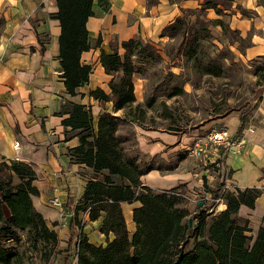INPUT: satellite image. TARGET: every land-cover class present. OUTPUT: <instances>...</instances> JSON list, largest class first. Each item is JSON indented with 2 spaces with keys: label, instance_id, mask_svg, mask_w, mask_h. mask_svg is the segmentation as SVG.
<instances>
[{
  "label": "trees",
  "instance_id": "obj_1",
  "mask_svg": "<svg viewBox=\"0 0 264 264\" xmlns=\"http://www.w3.org/2000/svg\"><path fill=\"white\" fill-rule=\"evenodd\" d=\"M230 2L200 0L198 7H180V13L159 32L160 36L176 38L174 43L162 47L167 56L164 66L181 57L198 74L225 73L228 65L224 58L228 57L230 63L233 60L227 47L221 56L209 55L206 48L212 40L209 24H219L226 43H236L238 50L248 41L221 18H205L203 11L210 8L215 14H222ZM55 4L52 16L58 19L60 27L58 57L62 83L64 90L73 95L76 88L87 81L90 72V65L80 61V53L90 47L85 21L93 12L92 0H55ZM3 24L0 16V27ZM98 42L97 37L95 44ZM109 47L110 50L101 49L98 54L104 72L110 76L109 91L94 87L89 94L102 101L109 100L110 109L104 108L94 117L84 103L66 100L58 110L59 114H66L60 119L64 132L72 131L77 136V143L68 148L70 160L89 169L82 193L68 208L67 257L72 250L76 264H264V206L263 221L254 237L246 232L247 219L237 214L239 204L253 206L260 193L258 188L229 190L216 185L210 188L211 197L220 195L225 207L209 213L202 202L190 213L185 205L187 196L180 195L184 192L182 184L156 188L141 183L140 175L150 169L160 172L174 169L186 151L177 150L169 154L167 160L158 152H142L134 137V125L143 127L146 109L156 100L155 91L164 88L161 84L165 85L166 97L181 94L184 89L177 81L180 75L175 82L166 85L164 74L170 78L171 73L164 72L143 104H133L132 76L145 74L150 66L160 64L163 57L154 44L139 36L122 39L118 44L110 43ZM248 63L256 81L264 82V54L249 58ZM263 93L259 92L251 104L225 106L214 111L210 118L239 109L242 120L251 113ZM161 105V115L168 121L165 129L176 134L183 131L177 117L164 102ZM119 109L120 114L113 113ZM125 124L129 125V131H120ZM34 178L35 173L28 163L18 159L0 160V264L20 262L22 257L16 244L21 238L30 253H38L43 258L56 250V232L32 204L31 195L38 193ZM134 201H137L131 209L134 227L129 231L120 204ZM79 211H86L89 220L99 218L97 226L105 236L103 243L88 240L77 216ZM188 240L190 245L186 247Z\"/></svg>",
  "mask_w": 264,
  "mask_h": 264
},
{
  "label": "crops",
  "instance_id": "obj_2",
  "mask_svg": "<svg viewBox=\"0 0 264 264\" xmlns=\"http://www.w3.org/2000/svg\"><path fill=\"white\" fill-rule=\"evenodd\" d=\"M230 1L222 14H215L209 8L213 12L210 17L221 18L223 15L222 22L247 39L248 44L242 46V50L235 49L240 58L249 59L264 54V0ZM199 5L200 0H92L93 12L85 21L90 47L80 53V61L90 65V72L87 81L76 88L75 94L69 95L64 90L59 65L60 27L58 19L52 16L56 11L55 0H0V16L4 19L0 27V160L18 159L31 166L35 173L33 184L38 190L36 195H31L32 204L48 223L53 222V227L64 218L58 208L47 202L52 188H57L56 193L68 214L64 219L65 228L62 227L63 235H68L66 245L70 237L68 208L83 191L87 167L69 158L68 148L77 143V136L72 131L64 132L60 119L66 114L58 113L61 104L66 100L84 103L94 117L104 108L110 109L109 100L102 101L89 94L94 87H100L106 93L109 91L107 81L110 76L99 62L100 50L108 51L110 43L118 44L122 39L139 36L154 44L164 61L166 57L162 47L170 38L160 36V30L180 13V7ZM215 25L220 30V25ZM97 37L99 42L95 44ZM233 44L236 46V43ZM135 78L139 79L133 75V85ZM210 121L191 127L178 138V134L167 130L140 129L150 133L136 132L137 147L145 153L158 152L167 160L169 154L179 148L183 150L194 137L214 126L225 125L244 137L241 151L219 152L217 168L208 166L205 170L196 158L199 161L196 169H183L176 163L171 171L150 169L139 179L142 184L156 188L182 184L189 194L199 190L200 178H204L209 190L223 181L230 184L227 187L229 190L252 186L258 188L260 193L255 197L253 206L241 203L237 209V214L247 219L246 232L254 237L263 221L264 93L251 113L242 120L240 110L233 109ZM14 141L18 142L17 148L13 147ZM187 198V204L193 202L197 205L194 196ZM136 204L137 201L120 204L127 229L134 227L131 209ZM208 205L216 206L215 211L225 207L223 199L211 201ZM77 216L82 223L86 222L82 224L83 233L88 223L96 226L99 222V218L89 220L82 211ZM96 232L97 242L103 243L105 236L98 226Z\"/></svg>",
  "mask_w": 264,
  "mask_h": 264
},
{
  "label": "rangeland",
  "instance_id": "obj_3",
  "mask_svg": "<svg viewBox=\"0 0 264 264\" xmlns=\"http://www.w3.org/2000/svg\"><path fill=\"white\" fill-rule=\"evenodd\" d=\"M212 13L213 12L210 9L203 11V15L205 18H209ZM223 18L224 17L222 15L221 19ZM209 28L212 34L211 43L206 45L209 55L221 56L224 54L222 53V50L224 52L227 47L231 54L233 63L229 62L228 57L224 58V62L226 65H228V67L226 69L227 71L222 75L215 76L210 74H198L189 64L184 63L183 58L181 57L172 59L169 62L168 66H164V63L167 61V56L164 54L166 59L160 64L150 66L147 69L146 73L143 75L134 74L139 79H134L133 92L135 100L133 104L135 102L143 104L145 97L152 93L153 86L161 80L164 72L171 73L170 78H166L167 73L164 74V80L167 81L165 82L166 85L175 82L177 80L176 77L180 75L177 81L182 85L184 89V92L181 94L166 97L164 95L165 85H160L164 88L155 91L156 100L151 107L146 109L145 116L143 118V127L139 126L138 124L134 127L135 139L136 132H139L138 134L142 132H144L145 134H148V132L150 133V131H143L140 129L153 128L162 132L166 131L165 127L167 126L168 121L167 118H164L161 115L162 102L166 104L172 115H174V117H177L179 121L180 128H182L183 131L178 133V135L176 136L178 138L179 136H184L183 132L186 133L191 127L204 124V122H211L210 120H212L213 118H210V116L212 113H214V111L221 110L225 106L234 107L236 104H243L245 102H249V104H251L253 102V98L259 92H264V82H262L261 80L256 81V75L252 73L251 64L248 63L249 59H242L238 56L235 50L237 49L236 46H234V44L226 43L227 39L225 38V35H222L216 25L209 24ZM175 41L176 38L167 39L164 42L163 47L169 46L172 42L174 43ZM225 54L228 53L225 52ZM113 113L120 114L121 111L118 110L114 111ZM119 130L127 132L129 131V125L125 124L123 125V128L121 127ZM146 141H148V139H146ZM179 150H181V148H179ZM198 162L199 161L196 158L185 153L182 154V157L179 160H177V163L180 164V167L189 170L191 168L196 169L198 166ZM85 169L86 173L89 172L88 168ZM185 192L188 197L198 195L197 192H193L192 194H189L187 191ZM75 202L76 200L74 201V203ZM203 204L208 205L210 204V202L206 201ZM185 205H188V212L190 213L194 212L196 209V204H193V202L187 204L186 200ZM58 211L60 215L64 217L61 218L60 223L55 227L48 223L49 226H51V228L56 232V250L52 251L47 258H43L38 253H30L26 247L27 243L25 242L24 238H21V240L16 244V248L22 257L18 264H76V257L74 255V252L72 253L71 250L69 257H67L65 251L68 235H63L64 229H62V227H64V219H67L68 214L64 210L63 206L61 207V209H58ZM209 211L210 210H208L207 212ZM83 223L85 224L86 222ZM128 224V227H130L131 225L129 221ZM96 226L94 223H88V225L85 226L84 229V232L89 235V238L94 243H98V240L95 238V236L98 235V233L96 232ZM128 230L131 231L132 229ZM189 245L190 240H188L185 246L188 247ZM65 259L68 260L65 261Z\"/></svg>",
  "mask_w": 264,
  "mask_h": 264
},
{
  "label": "built area",
  "instance_id": "obj_4",
  "mask_svg": "<svg viewBox=\"0 0 264 264\" xmlns=\"http://www.w3.org/2000/svg\"><path fill=\"white\" fill-rule=\"evenodd\" d=\"M248 130H251L248 127ZM245 139L242 134L230 130L225 125H217L211 128L209 131L202 135L194 137L191 142L184 146L187 155H191L200 160V164L203 169L217 168L219 162L217 157L219 152L222 153H237L243 148ZM18 142L14 141L13 147L17 148ZM230 184L223 181L221 182V189H227ZM204 178H200V188L197 191L196 196H194L195 201H201L205 203L206 201L214 202L220 201L222 198L220 195L216 197H211L210 190L206 189ZM233 189V188H232ZM57 188H52V193L48 196L47 202L58 209H61L62 204L56 193ZM180 195L187 196L186 192H181ZM205 210L215 211L216 206L208 205L204 206ZM83 214L86 211H82Z\"/></svg>",
  "mask_w": 264,
  "mask_h": 264
},
{
  "label": "water",
  "instance_id": "obj_5",
  "mask_svg": "<svg viewBox=\"0 0 264 264\" xmlns=\"http://www.w3.org/2000/svg\"><path fill=\"white\" fill-rule=\"evenodd\" d=\"M201 204V201H198L197 202V205H200ZM188 223L190 224L191 223V218L190 217H188Z\"/></svg>",
  "mask_w": 264,
  "mask_h": 264
}]
</instances>
